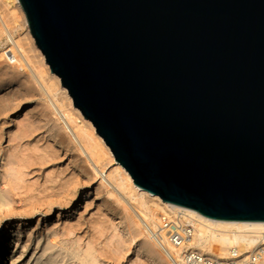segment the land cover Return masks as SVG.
<instances>
[{
	"label": "water",
	"instance_id": "95a60500",
	"mask_svg": "<svg viewBox=\"0 0 264 264\" xmlns=\"http://www.w3.org/2000/svg\"><path fill=\"white\" fill-rule=\"evenodd\" d=\"M139 191L264 223V0H19Z\"/></svg>",
	"mask_w": 264,
	"mask_h": 264
},
{
	"label": "rangeland",
	"instance_id": "374dc122",
	"mask_svg": "<svg viewBox=\"0 0 264 264\" xmlns=\"http://www.w3.org/2000/svg\"><path fill=\"white\" fill-rule=\"evenodd\" d=\"M4 2L0 0V7L9 29L4 32L0 26V40L10 35L19 39L28 61L46 76L25 29H16L22 19L13 17ZM22 76L33 93L22 92L18 81L0 94V236H20L8 242L13 251L7 252V262L11 257L17 264H151L143 251L137 254L143 238L116 225L122 214L116 199L124 206L125 196L116 189L110 196L101 186L95 165L70 143L31 74ZM5 81L0 77V86ZM60 102L71 109L67 100ZM107 162L106 154L100 167L110 174L115 166ZM17 222H23L20 229Z\"/></svg>",
	"mask_w": 264,
	"mask_h": 264
},
{
	"label": "bare ground",
	"instance_id": "6f19581e",
	"mask_svg": "<svg viewBox=\"0 0 264 264\" xmlns=\"http://www.w3.org/2000/svg\"><path fill=\"white\" fill-rule=\"evenodd\" d=\"M4 3V6L8 8L13 17L19 16L22 19V23L16 29H25V37L31 43L32 49L41 58V63L45 66L47 75L45 76L37 71L36 67L28 61L27 49L20 44L21 41L19 39L16 40V37L10 35L7 41L5 37L4 42L0 40V47H2L0 48V77H6L8 81H5L0 86V94L10 91V89L14 88L15 83L18 84V81L22 83V92L26 94L33 93L34 88L26 85L25 81H21L22 79L24 80L22 74H25V71L31 74L29 79L36 84L42 97L48 100L58 121L66 128L70 136V143L95 165V171L98 175H101V186L108 189L110 196H114L112 192L115 189L125 196V204L128 206H122L121 200L116 199V203L122 211L121 221H117L116 225L123 228L126 226L132 232V235L137 234L143 238L142 247L137 253L138 256L143 251L151 264H173L165 248L154 237V234L159 231L160 215L167 213L175 216L182 214L193 221L195 220V234L192 239L176 250L166 245V248L172 254H177L178 257L185 251L191 250L213 260L246 261L257 253L264 252V223L262 222L213 220L193 210L166 204L161 198L150 196L148 192L139 191L127 171L116 162L104 140L98 136L92 123L85 120L80 111L74 108L68 91L61 86L60 79L51 73L44 56L37 48L35 40L30 33L26 16L19 0H5ZM6 23V16L0 7V26L4 29V32L9 29ZM10 43L13 47V53H20L19 61L14 64L6 58L5 50ZM3 61L6 66L1 64ZM60 97L67 100L71 109L65 108L64 104L60 102ZM73 114L84 124L83 126L77 123ZM106 154L110 157V162H107V164L115 166V169L110 174L106 173L105 167H100V163ZM22 223L17 222L15 225L20 229ZM19 237L13 236V234H6L5 232L2 237L0 236V264H17L18 260H13L11 257L9 262H7L6 255L9 250L13 251V249H9L8 242L15 238L19 239ZM14 250L16 253L18 252L16 249ZM23 251L24 253L26 252L25 249Z\"/></svg>",
	"mask_w": 264,
	"mask_h": 264
},
{
	"label": "built area",
	"instance_id": "2783aa9c",
	"mask_svg": "<svg viewBox=\"0 0 264 264\" xmlns=\"http://www.w3.org/2000/svg\"><path fill=\"white\" fill-rule=\"evenodd\" d=\"M10 38V37H9ZM8 41V40H7ZM11 43L6 48V58L12 64L19 61V54L12 51ZM195 234V220L179 214L177 216L172 214H161L159 218V231L154 234L158 243L165 248L169 258L173 264H262L264 262V252H259L246 261L241 260H213L203 256L202 254L194 251H185L180 254H172L166 245L173 249H178L185 245Z\"/></svg>",
	"mask_w": 264,
	"mask_h": 264
}]
</instances>
